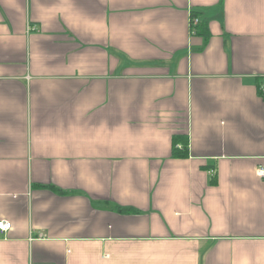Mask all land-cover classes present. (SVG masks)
<instances>
[{
	"label": "crops",
	"instance_id": "0c3cea01",
	"mask_svg": "<svg viewBox=\"0 0 264 264\" xmlns=\"http://www.w3.org/2000/svg\"><path fill=\"white\" fill-rule=\"evenodd\" d=\"M263 80L264 0H0V264H264Z\"/></svg>",
	"mask_w": 264,
	"mask_h": 264
},
{
	"label": "built area",
	"instance_id": "2783aa9c",
	"mask_svg": "<svg viewBox=\"0 0 264 264\" xmlns=\"http://www.w3.org/2000/svg\"><path fill=\"white\" fill-rule=\"evenodd\" d=\"M198 22V17H196V14L193 11L189 12L188 15V27L190 32H195V24ZM261 89L264 91V80L263 83L261 85ZM257 173L260 176H264V167L263 166H259L257 168ZM10 226V222L7 220H0V230H5Z\"/></svg>",
	"mask_w": 264,
	"mask_h": 264
},
{
	"label": "trees",
	"instance_id": "16d2710c",
	"mask_svg": "<svg viewBox=\"0 0 264 264\" xmlns=\"http://www.w3.org/2000/svg\"><path fill=\"white\" fill-rule=\"evenodd\" d=\"M195 13V12H194ZM198 27V26H197ZM173 141H175V138H173ZM182 144H184V146L182 147L181 146V148L180 149H177V147H175L174 145V142H173V148H172V150H173V154H184V152H185V149H186V146H185V143L183 142Z\"/></svg>",
	"mask_w": 264,
	"mask_h": 264
},
{
	"label": "rangeland",
	"instance_id": "374dc122",
	"mask_svg": "<svg viewBox=\"0 0 264 264\" xmlns=\"http://www.w3.org/2000/svg\"><path fill=\"white\" fill-rule=\"evenodd\" d=\"M192 11H193V10H192ZM193 12H194V11H193ZM195 14H196V13H195ZM196 17H198L197 14H196ZM199 22H200V20H199V18H198V22L195 24V31L197 30V26H198Z\"/></svg>",
	"mask_w": 264,
	"mask_h": 264
}]
</instances>
